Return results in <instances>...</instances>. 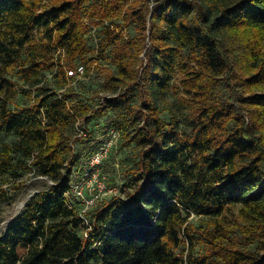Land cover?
<instances>
[{"label": "trees", "instance_id": "obj_1", "mask_svg": "<svg viewBox=\"0 0 264 264\" xmlns=\"http://www.w3.org/2000/svg\"><path fill=\"white\" fill-rule=\"evenodd\" d=\"M94 52L113 66L98 100L80 94ZM176 75L185 128L159 116ZM111 130L131 162L108 155L97 169L121 192L86 206L78 157ZM30 173L50 183L0 233V264H264V0H0V206ZM236 206L240 246L221 220ZM191 215L212 220L201 253Z\"/></svg>", "mask_w": 264, "mask_h": 264}, {"label": "rangeland", "instance_id": "obj_2", "mask_svg": "<svg viewBox=\"0 0 264 264\" xmlns=\"http://www.w3.org/2000/svg\"><path fill=\"white\" fill-rule=\"evenodd\" d=\"M43 1L47 2L48 0ZM84 22L87 28L88 38L93 43L90 46L93 48V46H96V35L102 21L96 18H86ZM39 34L40 29H36L33 35L34 37H38ZM104 56L106 55L100 57L99 54H96L95 52L93 54L87 55V58H90V61L87 63V65H85V68L89 66V74L86 78L87 83H85L84 90L80 92L81 96H88L87 98L94 97L98 100L101 99L102 96L111 95L110 92L102 89L106 71L113 69V66L106 58H104ZM140 57L143 58V55ZM63 63L67 65L65 60ZM171 85L172 86L163 94V99L158 102L160 109L159 116L165 123H168L171 119V116H174V118L178 120V124L182 128H185L187 125V117L189 116L187 107L189 105V101L187 99V102L184 100V98L187 97L181 92L182 86L179 75H176L173 78ZM101 120L102 118H100L99 121H91L86 124H81L79 126V130H76V135L78 136L82 134L81 129L83 128H86L87 130L95 129L96 133L99 132L100 125L102 124ZM78 139L74 140L73 142V148L75 152H79L82 148V140ZM108 155H110V161L115 166V169L118 173L125 169L131 162V160L128 159L131 157V150L129 147L123 146V140L119 137L117 138L115 145L109 150ZM78 159L79 161H86L85 154L82 153L79 155ZM100 173V169H92L89 174H85V178L78 183L79 189L81 190V195H79L77 198H80V200H82L86 206L96 197L107 198L112 194L121 192L123 184V178L121 177L122 175L116 174V177L114 176L115 181L111 183L110 181L105 182V175H101ZM49 183V180H46L43 177L35 176L33 173L23 177L22 181L20 182V189L17 191L13 202L10 204L3 203L0 206V233L3 232L8 223H10L17 216L25 201L34 192L45 188ZM6 186L7 185L4 187ZM70 196L75 197L76 195H73L72 193ZM238 207L239 206L227 209L224 215L221 217V220L228 230L229 238H231L232 241H235L236 245L240 246L246 243V239L244 238V234L241 231V221L237 212ZM211 222L212 220L208 218H201L193 215L189 217V223L194 226V230H192L191 234L194 235L198 241L195 245L196 253H201L208 249L207 243L202 242V240L204 237L211 236L213 231V226H210ZM250 247L254 249L256 247V243L251 244Z\"/></svg>", "mask_w": 264, "mask_h": 264}, {"label": "built area", "instance_id": "obj_3", "mask_svg": "<svg viewBox=\"0 0 264 264\" xmlns=\"http://www.w3.org/2000/svg\"><path fill=\"white\" fill-rule=\"evenodd\" d=\"M65 74L67 77H81L84 72H85V68L82 64H79L77 66H75L73 69H69L65 67ZM82 135V134H80ZM78 135V136H80ZM118 138V134L116 131L111 130L108 133L104 134L101 136V141L99 143V146L97 148V150L88 155L86 157V166H85V174H89V172L93 169V170H98L97 166L108 156L109 150L115 145L116 140ZM85 174H84V178H85ZM83 178V179H84ZM82 179V180H83ZM77 182L75 185L72 186L73 188V195L75 194L76 198L81 195V190L79 189ZM67 198H69V195H67ZM92 201H90L91 203ZM89 203V204H90ZM87 234L84 233V236H86Z\"/></svg>", "mask_w": 264, "mask_h": 264}]
</instances>
